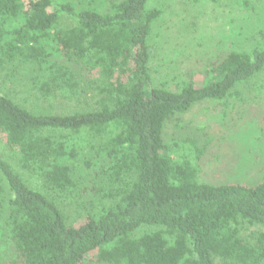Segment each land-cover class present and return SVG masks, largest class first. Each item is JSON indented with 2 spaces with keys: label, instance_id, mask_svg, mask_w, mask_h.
Returning <instances> with one entry per match:
<instances>
[{
  "label": "trees",
  "instance_id": "1",
  "mask_svg": "<svg viewBox=\"0 0 264 264\" xmlns=\"http://www.w3.org/2000/svg\"><path fill=\"white\" fill-rule=\"evenodd\" d=\"M163 14L152 0H0V264H264V145L241 154L257 175L216 180L207 142L166 134L264 72V29L199 84H169L152 62Z\"/></svg>",
  "mask_w": 264,
  "mask_h": 264
},
{
  "label": "rangeland",
  "instance_id": "2",
  "mask_svg": "<svg viewBox=\"0 0 264 264\" xmlns=\"http://www.w3.org/2000/svg\"><path fill=\"white\" fill-rule=\"evenodd\" d=\"M152 1L164 11L163 17L155 22L152 35L155 78L168 80L169 84L175 78L187 77V73L199 84L205 66L216 53H223L236 41L247 46L251 34L264 29V0H252L254 10L252 6H241L242 0ZM256 86H260L259 91ZM240 90L242 93L228 99V104L213 101L197 104L168 123V138L180 139L181 144L186 137L196 138L202 144L207 142L210 151L221 158L215 159L213 165H203L208 178L232 181L257 175L254 174L257 168L252 166V170L242 171L239 164L243 161L241 154L251 159L254 146L263 149L264 144H259L254 134L257 122L264 118V72ZM84 102H78L75 107H83ZM36 105L56 112L65 110L59 100L50 103L35 98ZM249 161L254 164V160ZM263 161L259 160L257 167H264ZM228 170L236 172L230 175Z\"/></svg>",
  "mask_w": 264,
  "mask_h": 264
}]
</instances>
